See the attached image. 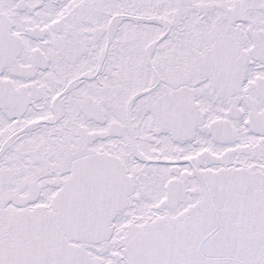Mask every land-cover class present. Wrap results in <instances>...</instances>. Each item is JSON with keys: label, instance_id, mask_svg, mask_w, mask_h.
I'll use <instances>...</instances> for the list:
<instances>
[{"label": "snow or ice", "instance_id": "1", "mask_svg": "<svg viewBox=\"0 0 264 264\" xmlns=\"http://www.w3.org/2000/svg\"><path fill=\"white\" fill-rule=\"evenodd\" d=\"M0 264H264V0H0Z\"/></svg>", "mask_w": 264, "mask_h": 264}]
</instances>
